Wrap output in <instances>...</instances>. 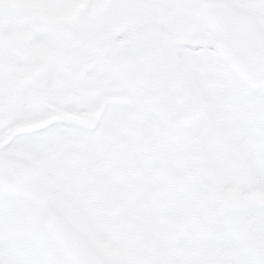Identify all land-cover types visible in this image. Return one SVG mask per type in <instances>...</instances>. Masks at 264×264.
<instances>
[{
    "label": "rangeland",
    "instance_id": "374dc122",
    "mask_svg": "<svg viewBox=\"0 0 264 264\" xmlns=\"http://www.w3.org/2000/svg\"><path fill=\"white\" fill-rule=\"evenodd\" d=\"M202 1L0 0V149L38 168V192L110 264H264V88L223 60ZM231 1L264 29V0ZM153 25L178 37L203 105L179 136L117 69L115 51ZM54 117L64 120L48 128ZM111 138L138 151L122 154L126 168L99 160ZM123 189L132 206L116 218L107 206ZM0 264H71L30 203L2 191Z\"/></svg>",
    "mask_w": 264,
    "mask_h": 264
},
{
    "label": "water",
    "instance_id": "95a60500",
    "mask_svg": "<svg viewBox=\"0 0 264 264\" xmlns=\"http://www.w3.org/2000/svg\"><path fill=\"white\" fill-rule=\"evenodd\" d=\"M202 7L218 36L217 47L230 66L250 85L264 86V33L253 15L236 9L226 0H206ZM175 45V37L150 27L137 35L117 63L130 89L134 93L144 89L147 105L157 107L164 126L173 135L189 129L202 113L196 91L177 65ZM36 175L37 168L30 162L0 152V189L31 202L39 223L70 261L109 264L36 191Z\"/></svg>",
    "mask_w": 264,
    "mask_h": 264
},
{
    "label": "flooded vegetation",
    "instance_id": "af4514ba",
    "mask_svg": "<svg viewBox=\"0 0 264 264\" xmlns=\"http://www.w3.org/2000/svg\"><path fill=\"white\" fill-rule=\"evenodd\" d=\"M121 137V136H120ZM122 139V138H121ZM120 139V145H121V147L123 146V141ZM116 153H138V151H130V150H128V149H120V150H118ZM115 203H117L118 202V198H115Z\"/></svg>",
    "mask_w": 264,
    "mask_h": 264
},
{
    "label": "bare ground",
    "instance_id": "6f19581e",
    "mask_svg": "<svg viewBox=\"0 0 264 264\" xmlns=\"http://www.w3.org/2000/svg\"><path fill=\"white\" fill-rule=\"evenodd\" d=\"M54 43L53 42H51V45H53ZM49 46H50V44H49ZM221 175V176H220ZM218 176H220V179L218 178V180L221 182V183H223V181H225L226 179H225V175H223V174H218Z\"/></svg>",
    "mask_w": 264,
    "mask_h": 264
},
{
    "label": "snow or ice",
    "instance_id": "6c2138e0",
    "mask_svg": "<svg viewBox=\"0 0 264 264\" xmlns=\"http://www.w3.org/2000/svg\"><path fill=\"white\" fill-rule=\"evenodd\" d=\"M45 132H48V131H50L49 129H46V130H44Z\"/></svg>",
    "mask_w": 264,
    "mask_h": 264
}]
</instances>
